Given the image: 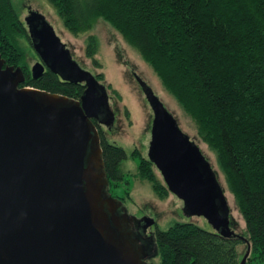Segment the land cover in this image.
Masks as SVG:
<instances>
[{"label": "water", "instance_id": "95a60500", "mask_svg": "<svg viewBox=\"0 0 264 264\" xmlns=\"http://www.w3.org/2000/svg\"><path fill=\"white\" fill-rule=\"evenodd\" d=\"M25 22L40 60L32 78L50 71L83 84L85 92L75 100L21 87L24 72L6 66L0 54V264H147L145 249L123 226L134 220L147 232L156 221L121 214L123 201L108 192L96 125L115 122L107 88L79 65L43 15L31 12ZM136 78L153 112L149 161L186 214L248 245L240 262L247 264L251 246L232 229L213 167L153 89Z\"/></svg>", "mask_w": 264, "mask_h": 264}, {"label": "trees", "instance_id": "16d2710c", "mask_svg": "<svg viewBox=\"0 0 264 264\" xmlns=\"http://www.w3.org/2000/svg\"><path fill=\"white\" fill-rule=\"evenodd\" d=\"M48 1L72 35L92 30L102 19L152 68L217 156L246 225L247 264H264V0ZM26 41L27 26L13 1L0 0V54L6 65L24 72L21 87L80 100L83 84L63 82L50 71L32 78L22 45ZM98 47L89 37L86 56L94 58ZM96 77L104 79L103 74ZM99 133L111 190L123 185L129 198L132 184L122 168L128 154ZM132 156L138 159V179L166 199L170 192L155 165L138 150ZM155 241L159 264H240L244 254L240 257L237 248L246 244L183 222L157 228Z\"/></svg>", "mask_w": 264, "mask_h": 264}, {"label": "rangeland", "instance_id": "374dc122", "mask_svg": "<svg viewBox=\"0 0 264 264\" xmlns=\"http://www.w3.org/2000/svg\"><path fill=\"white\" fill-rule=\"evenodd\" d=\"M12 1L17 13H19L21 20L25 24L26 17L31 12H38L43 15L54 28L57 36L70 50L73 58L84 70L96 76L103 74L104 79L99 82L107 88L111 110L114 112L116 119L113 130L108 134L105 133V135L108 140L123 147L127 152L128 159L122 163V168L128 174L127 178L132 184L129 198L125 196V186L123 185L113 190L109 186L108 192L110 195L114 198H120L119 200L124 197V200L121 201H123L130 215L137 220H141L144 217L153 218L157 227L161 230H167L175 222L194 223L206 230L212 229L206 219L186 214L183 202L176 196L170 193L166 199L161 200L155 195L149 182L142 181L136 176L138 159H134L132 152L138 150L142 156L148 158L153 112L145 95L131 74V71L134 70L153 89L154 93L176 118L181 130L196 143L210 162L228 202L232 229L237 235L245 237V222L239 212L235 197L228 188L225 175L218 164L215 152L199 138L193 120L166 91L152 68L125 41L122 35L107 22L100 19L92 30L75 36L66 30L62 19L48 0ZM91 36H94L99 44L94 58L86 56L87 42ZM22 45L26 52L27 64L31 70L33 65L40 61L39 57L34 51L31 41H26ZM94 59L96 62H94ZM114 91L121 95V100L114 95ZM104 129L107 130L106 127ZM156 173L162 179L160 173L158 171ZM237 249L241 257L246 254L248 248L246 244H241ZM152 262L159 264V257L153 259Z\"/></svg>", "mask_w": 264, "mask_h": 264}, {"label": "flooded vegetation", "instance_id": "af4514ba", "mask_svg": "<svg viewBox=\"0 0 264 264\" xmlns=\"http://www.w3.org/2000/svg\"><path fill=\"white\" fill-rule=\"evenodd\" d=\"M131 74H132L134 80L137 82V78L136 77H139V76L135 73L134 70L131 71ZM137 84L139 85L138 82H137ZM139 88L143 92V90L140 87V85H139ZM115 124H116V121L114 122V125L111 128H108L104 124L99 123L98 121L96 123L97 126L99 125L98 131H99V129H101V132L103 134L110 133L113 130ZM104 127H106L107 130H105ZM99 135H100V133H99ZM100 146H101V136H100ZM122 209L123 210H122L121 214L122 213L125 214V212H127L126 207H124ZM129 220H130V218H129ZM123 227L126 229L127 232H130L132 234V235H130L131 239H134V240L136 239L137 240L136 246L140 247L142 249L143 248L145 249V255H146L145 262L147 264H154L152 261L158 255V249H157L156 241H155V234H156V231H157V228H158L157 224H155V226H153L150 229H148L147 232L143 231V225L142 224H139V223L135 222L134 220L133 221L130 220V223H127Z\"/></svg>", "mask_w": 264, "mask_h": 264}]
</instances>
